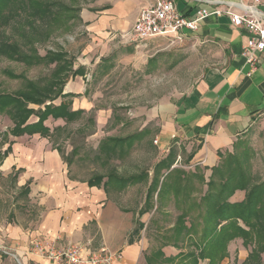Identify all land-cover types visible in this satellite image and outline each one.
<instances>
[{"label":"crops","instance_id":"crops-1","mask_svg":"<svg viewBox=\"0 0 264 264\" xmlns=\"http://www.w3.org/2000/svg\"><path fill=\"white\" fill-rule=\"evenodd\" d=\"M171 1L179 13L192 16L200 8H225L238 0ZM216 1L222 4H215ZM152 3L153 0H103L95 11L82 10L79 17L91 45L84 50L87 58L78 60L79 67L72 66V73L62 87V95L71 96L66 99L70 101L69 112L80 113L79 118L66 122L49 117L43 123L49 129V138L38 134H7L8 141L0 151V174L17 189V196L28 208L25 211L29 220L3 225L0 242L29 264H55L36 253H27L30 242L35 239L56 247L81 244L89 252L104 248L121 255L116 264H140L141 243L134 233L138 212L134 207L123 209L120 196L138 185L147 191L154 166L170 151L175 153L170 169L184 163L191 169L199 167L209 171L217 165L219 154L230 152L238 139L257 123L264 122V52L257 56L253 68L246 63L241 52L248 33L234 27L225 16L209 15L195 32L185 33L182 42L159 37L144 45H135L127 35L139 11ZM232 10L243 12L237 6H232ZM256 14L264 21V0L257 6ZM180 52L203 58L205 65L190 89L164 91L154 105L138 112L139 115L128 112L130 118H139L138 130L104 140L142 134L137 143L155 153L143 182L123 189L106 187L108 173L74 171V149L70 155L62 150L73 130H88L89 125L92 130L89 138H97L108 125L110 130L120 133L135 123L133 120L120 123L118 118L109 122L110 116L105 111L94 109L89 99L87 83L92 77L87 73V66L97 64L94 76L99 74L102 78L114 68V62L127 64L135 70L143 69L146 79L168 62L173 53ZM174 62L177 61H171L170 65ZM61 101L58 98L52 105L59 106ZM36 121L32 116L27 124ZM111 172L121 178L137 173H122L116 166ZM98 177L102 180L97 182Z\"/></svg>","mask_w":264,"mask_h":264},{"label":"rangeland","instance_id":"rangeland-1","mask_svg":"<svg viewBox=\"0 0 264 264\" xmlns=\"http://www.w3.org/2000/svg\"><path fill=\"white\" fill-rule=\"evenodd\" d=\"M56 1L70 7L72 11L61 19L56 17L36 19L32 23V30L29 29L30 23L26 14L23 13L14 19L8 17V21L0 27L2 35L0 36V44L19 45L22 48L26 45L23 36H28L34 40L35 49L40 57L45 56L48 52L62 53L65 55V61L71 63V69L72 66L79 67L78 60H83L86 57L84 50L88 45H91L90 40L83 32V24L79 17L80 12L85 9L95 11L97 4L102 3L103 0ZM5 11L6 15L8 12ZM5 18L7 19V17ZM202 60L203 58H195L186 52H180L178 55L173 53L168 62L153 72L151 78L146 79L143 78V69L135 70L127 64H116L114 62V68L102 78L99 74L94 76L97 64L91 67L87 66V73L92 77L89 78L87 83L90 91L89 99L94 109L105 111L106 116H110L109 122H113L115 118H118L121 121L120 123L132 120L135 123L128 126V128H124L126 130H121L120 133L113 129V131L110 130L108 125L103 130V134H99L97 138H89L92 132L89 125L88 130L81 132L73 130L71 138L62 150L65 154L70 155L72 149H74V156L76 155L73 165L74 171L83 174L86 170L88 172L99 170L107 174L112 171V167L116 166L121 169L122 173L137 172L136 175H139L141 172H148L149 167H152L150 158L155 156V153L149 151L147 146H142L139 143L132 147L124 146L121 153L119 149H116L114 156L111 153H106L107 151L104 154L99 150L101 142L109 136H125L138 130L140 126L139 118H130L127 116L128 112L139 115L138 112L154 105L159 100V95L163 94L164 91L170 93L174 88L184 92L188 91L205 68ZM171 61L177 62L170 65ZM54 70L55 63L36 64L27 67L21 62L13 61L0 54V93L12 94L23 90L27 81L36 86L44 87L50 81ZM13 75L20 76L23 79H13L11 77ZM69 76L70 74H68ZM29 106H32L31 109L35 111L41 107ZM12 126L9 117L0 113V151L3 149V144L8 141L6 140L9 137L7 134ZM239 142H244L243 147L247 149L246 160L254 180L263 181L264 122L257 123ZM235 149H231L230 152L235 153ZM243 160L245 161V158ZM177 169L191 174L199 172L204 176L205 182L208 181L211 174L210 170L205 171L199 167L191 169L184 163ZM143 180L140 182H143ZM191 185L195 188L193 198L198 200L206 191V186L204 183L199 184L196 180H193ZM17 192L11 181L0 174V232L6 223L17 224L19 222L22 224L23 221L29 220L28 213L25 211L28 208L24 205L23 200L17 196ZM237 192L232 196L230 202L237 203L244 199L245 193ZM145 194L144 186L138 185L122 194L119 204L123 209L134 207L138 212V207L143 206ZM178 214L179 212L173 201L165 200L160 212H157L154 216L149 213L141 218L145 227L137 237L141 243L140 264H146L144 256H151L153 252L160 248L163 236L175 224ZM31 215L33 217V214ZM179 247L180 249L171 246L165 247L163 253L166 257H174L179 253H187L193 250L189 242L180 244ZM252 250L253 246H245L241 239H235L227 244L226 255L219 261V264H264V250L257 257L251 255ZM14 253L16 252L9 250L0 242V264H29L19 256L14 257ZM198 264H208V261H199Z\"/></svg>","mask_w":264,"mask_h":264},{"label":"trees","instance_id":"trees-1","mask_svg":"<svg viewBox=\"0 0 264 264\" xmlns=\"http://www.w3.org/2000/svg\"><path fill=\"white\" fill-rule=\"evenodd\" d=\"M5 10L8 12L6 15ZM71 11L70 7L56 0H0V27L8 21V17L14 19L24 13L29 18V29L32 30V23L36 19H61ZM23 37L26 40L24 47L1 43L0 54L27 67L55 63V70L44 87L27 81L23 90L12 94L0 93V113L6 114L11 120V135L26 133L49 138V129L43 125L49 117L66 122L79 118L80 113L69 112L70 101L66 99L71 96L62 95V87L68 74L72 73L71 63L65 61V55L62 53L48 52L40 57L34 40L28 36ZM11 77L23 79L15 75ZM58 98L62 99L60 105L53 106L52 102ZM29 105L41 107L35 111ZM32 116L36 117L37 121L27 124ZM141 139V133L128 139H108L100 145L99 150L115 156L116 149L121 153L124 146L132 147ZM239 140L232 147L236 148L235 153L219 154L217 165L209 169L211 174L207 182L199 172L191 174L177 168L170 169L175 159L174 151H170L165 159L154 166L145 202L137 213L135 235L139 236L145 227L140 218L145 214L152 213L154 216L160 212L165 200L173 201L179 214L175 224L163 236L160 248L151 256H144L146 264H198L199 261L205 260L208 264H219L226 255L227 244L235 239H241L245 246H253L251 255L254 257L263 252L264 180H254L246 160L247 149L243 147L244 142ZM146 175L147 172L144 171L139 175L121 178L109 172L105 186L123 189L142 181ZM101 180V177L95 178L97 182ZM193 180L206 186V191L198 200L193 198ZM237 191L245 193L244 199L237 203L230 202ZM185 242H189L193 247L192 251L179 253L174 257H166L163 253V248L171 246L180 249L179 245Z\"/></svg>","mask_w":264,"mask_h":264},{"label":"built area","instance_id":"built-area-1","mask_svg":"<svg viewBox=\"0 0 264 264\" xmlns=\"http://www.w3.org/2000/svg\"><path fill=\"white\" fill-rule=\"evenodd\" d=\"M262 0H238L228 4L225 8H200L192 16L179 13L171 0H153L152 5L142 8L127 37L135 45L159 37L182 42L185 33H193L199 23L207 16H225L234 27L244 29L249 37L244 45L241 56L250 67H254L257 56L264 52V21L256 14V8ZM215 4L222 3L216 1ZM232 6L243 10L236 13ZM27 253H36L42 259L55 264H116L121 260L119 253L110 252L101 248L97 251H87L86 246L70 244L56 247L35 239L30 242ZM17 253H14V257Z\"/></svg>","mask_w":264,"mask_h":264}]
</instances>
